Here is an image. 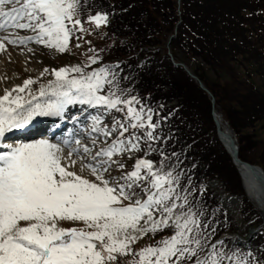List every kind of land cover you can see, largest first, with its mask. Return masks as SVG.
I'll return each mask as SVG.
<instances>
[{
    "label": "snow or ice",
    "instance_id": "snow-or-ice-1",
    "mask_svg": "<svg viewBox=\"0 0 264 264\" xmlns=\"http://www.w3.org/2000/svg\"><path fill=\"white\" fill-rule=\"evenodd\" d=\"M86 5L88 0H0V51L6 50L5 41L67 51L73 32L85 31L78 17L87 14ZM87 19L97 27L108 23V15L99 11ZM17 30L32 35L20 36ZM89 60L90 66L98 57ZM116 68L119 64L91 72L80 66L54 69L55 82L39 90L38 97H46L43 103L38 97L10 99L12 92H25L35 83L32 79L0 97V147L6 149L0 151V264H117L129 255L128 264H264L239 246L229 247L223 240L210 243L199 197L182 185L183 173L166 164L168 157L153 147L162 139L153 110L130 85L121 84ZM74 105L102 108L110 126L104 124V115L91 116L92 130L105 137L115 134L92 157L94 163L84 165L94 181L68 170L76 163L72 153L70 163L62 165L59 144L3 143L10 130L37 116H62ZM83 151L90 149L84 146ZM140 151L145 155L131 171H123L125 164L113 159ZM153 152L159 153V161L147 158ZM113 165L121 170L117 177L111 176ZM61 222H82L85 227L64 228ZM165 230L171 235L133 252L131 245L138 239Z\"/></svg>",
    "mask_w": 264,
    "mask_h": 264
},
{
    "label": "rangeland",
    "instance_id": "rangeland-1",
    "mask_svg": "<svg viewBox=\"0 0 264 264\" xmlns=\"http://www.w3.org/2000/svg\"><path fill=\"white\" fill-rule=\"evenodd\" d=\"M96 1L88 0V5H86L88 8L87 14L82 12L78 17L81 20L85 31L73 32L69 41L68 49L65 52H59L56 49L48 48L37 43L31 45V43L35 42L27 43L28 45H31L29 47H22L23 45L8 44L5 41L6 50L0 51V97H3L6 91H11L18 86H23L26 80L32 79L35 83L30 85L25 92H12V97H10L11 99L16 96H20L23 97V101L25 102L32 101L33 97H38L39 90L41 88L48 89L49 84L55 82L56 77L53 73L54 69L58 70L65 67L71 68L73 66H80L84 68L86 72H91L94 69L105 66L103 63L104 61L100 57L99 47L103 50V54H105L106 52L104 53V49L107 44H109L107 46V49H109L112 45L117 44V40L111 39L103 42V39L107 36L105 28L111 23V18L109 16L108 23L101 25V27H97L95 23L89 22L87 19V15H95L98 12V2ZM222 1L224 5L230 8H232L234 6L233 4L237 1H240L241 4L245 2L247 6L244 14V25L239 37V50L242 54L238 55L236 62H232V66H235L237 70H239L241 78L244 80V83L249 91L247 90L246 92H243L244 87L242 86V92L240 95L243 97L242 100L244 103L242 110H240L241 113L238 115L235 113L234 115L232 114L234 122L237 126H239V130L234 129L232 122L229 121L225 115H223L220 108H217V111L222 117L223 125H225L226 128L230 130L234 138L237 139V145L239 147H241V140H244L243 144L245 145L243 147L245 148L246 156L252 157L254 155H258L264 160V32L261 31V23L259 22V18L264 20V14L262 17H259V12H256L253 16V11L260 7L262 8L260 10L264 13V0ZM103 4L104 3L99 5V7H103ZM17 33L18 35L32 34L30 31L25 30H17ZM171 34H169L168 38ZM167 40L163 39L164 46L158 50L160 51L158 54L160 58L158 60L164 59V55H166L169 60L167 55L168 50L166 48ZM29 49H31V51H29ZM93 56L98 57V62L89 66V58ZM178 56L180 60L179 62L185 63V61H188L193 70H199V66L202 65L201 61L198 59H193L191 62L189 60H185L184 53L180 49L178 50ZM169 62L171 63L170 60ZM204 66L209 70L210 67L207 65ZM217 72L221 73V71ZM215 73L216 70L210 69L208 76L211 77L213 83L218 84L217 92L223 96L225 94L224 90L226 89L227 84L231 85L232 80L229 75L224 74V77L220 78L219 75H215ZM70 75L77 76L78 74L72 73ZM163 80H168L170 82H164L165 86L159 88L157 84H159L160 81L163 82ZM178 80V74L168 67V63H164L163 66H160L159 68H153L152 72L148 74L146 81H149L150 84L145 86L146 84L143 85L144 83L142 81L141 86L152 90L155 98L158 99L156 102L164 103V107L177 108L179 105V99H177V95L175 93L170 94L169 88L173 85V89L177 90V88H179ZM253 87L257 89V92L253 93V96H248V93ZM29 93H31V95H29ZM149 94L152 93L150 92ZM165 95L168 98L167 103L161 101ZM154 96H150L151 99L149 98V95H140L139 97L141 98L142 104L150 107L153 104L152 101L154 100ZM38 99L39 102L43 103L46 97H38ZM35 102L36 101H33V103ZM24 106L25 108L28 107L26 103ZM151 109L153 110L154 121V118L157 116L154 113L155 108ZM184 109L185 112H188L187 104H185L182 110ZM97 115H104V124L110 126V117L104 114V110L102 108L97 109ZM113 115L120 114L113 113ZM169 119L172 120V117ZM225 121L228 122V124ZM200 123L202 124V122ZM203 124L205 127L211 129L207 121ZM179 125L181 127V124ZM79 129H81L82 133L85 135L84 138H78L80 141L79 144L73 142L70 145H61L57 138H49L42 132L36 133L35 136L30 139H25L23 141L19 140L18 142L19 144H24L48 140L51 143L59 144L66 156V158L61 161L62 165L70 163L67 157L69 153H72L71 160H75L76 163L68 170L75 171L78 175L94 181L95 177L91 174L87 167H84V165L94 163L92 157L101 147L104 146L106 141L111 143V141L115 138V134H113L112 137H105L101 133L93 131L91 118L80 122ZM180 133H184L182 129H180ZM212 135L213 134L206 138V142H208L207 144L206 142H201L198 145V148H202V150L204 149L206 154L204 158L206 159L203 161L201 160V165L198 166L196 171L210 177L208 182L210 189L212 190L211 192L217 200V206H222L221 208L225 213L224 215L217 214L215 210H211L212 208H204L205 219L208 220L206 217L212 214L219 218L221 223H226L228 225L231 224L232 230H230V227L226 228V233L229 230L233 232L226 237V240L224 239L225 244L229 247L239 246V248L243 251L248 249L247 251H251L257 258L264 259V219L262 215L259 214L258 210L257 212L255 211V206L250 204L246 199L244 200L243 188L240 183L238 172L232 164V160L225 151L223 145L220 143L218 145L212 142V139L210 138ZM93 140L96 141L95 144H93ZM84 146H87L90 149L88 153L83 151ZM141 147H144L143 143L141 144ZM144 155L145 152L140 151L136 153H126L122 156L113 157V159L125 164V169H123V171H131L135 160ZM155 156L156 155L153 156V153H151L147 158L156 161ZM260 167L264 169V165H261ZM110 172L113 177H117L121 174V170L115 165L112 166ZM104 175L106 178L108 177V173H105ZM124 203L127 204L129 202L125 201ZM140 223L141 226H143L145 222L142 220ZM212 223L219 225L220 222L213 221ZM60 226L64 228L85 227L82 222H61ZM258 227H261L260 233L257 234L251 242H248L251 232ZM169 235H171L169 230L157 233L156 235L149 233L143 238L138 239L131 245V248L133 252L139 251L145 246L155 244L162 237ZM223 236L224 235H222V237ZM222 237L220 240L223 239ZM227 240L231 242L233 246H231V244L229 245ZM245 241L248 243H244ZM131 260V255L125 256L119 258L117 264H128Z\"/></svg>",
    "mask_w": 264,
    "mask_h": 264
},
{
    "label": "trees",
    "instance_id": "trees-1",
    "mask_svg": "<svg viewBox=\"0 0 264 264\" xmlns=\"http://www.w3.org/2000/svg\"><path fill=\"white\" fill-rule=\"evenodd\" d=\"M96 2H98L97 11L110 15L112 18L110 26L105 30L107 36L103 42L111 39L117 40V44L109 49H107L109 45L107 44L104 49L105 54L99 47L100 57L105 65L115 67L119 64V68L115 70L119 73L122 85H130L134 95H149L151 99L150 96H154L153 91L142 87L141 84L142 81L143 85L146 84L145 86L150 84L146 78L153 68H159L164 63H168V67L178 74L179 88L174 90L173 85L169 88L170 94L175 93L179 99L178 107L166 108L164 103L156 102L158 99L155 96L150 106V108H155L157 117L153 122L160 124L157 131L162 138L154 142L153 147L168 157L166 164L175 165L176 171L183 173L182 185L194 190L193 194L199 197L200 205L204 208H212L211 210H215L217 214L224 215L222 206H217V200L211 192L208 182L210 177L196 171L201 165V160L206 159L204 149L198 148L199 143L206 142V138L211 134H213L210 137L212 142L218 145L220 143L211 118L210 102L196 82L189 78L181 68L172 65L166 55L164 59L158 60L160 58L158 50L164 46L163 39H168L181 18L179 35L171 46L175 59L180 61L178 58L180 49L184 53L185 60L191 62L193 59H198L201 61L202 65L199 66V70H193L188 61H185V64L213 93L217 108H220L223 115L232 122L234 129L239 130L233 115L234 113L238 115L242 110L244 103L240 95L242 86L244 87L243 92H246L248 88L239 70L232 66V62H236L238 55L242 54L239 50V37L244 25L246 3L241 4L237 1L230 8L224 5L222 0H181V17H179L177 0H97ZM102 3H104L103 7L100 8L99 5ZM260 9L262 8L254 10L253 16L259 12L258 16L262 17L264 13ZM259 22L261 31L264 32V23H262L264 20L259 18ZM204 65L210 67L209 70H216L215 75H219L220 78H223L224 74L230 76L232 82L231 85L227 84L226 89L224 88V97L217 92L218 84L213 83L211 77L208 76L209 70ZM125 76L130 79L124 80ZM164 82L169 83L170 81H160L157 84L158 87L165 86ZM150 92L152 94H149ZM255 92L257 89L253 87L248 96H253ZM161 101L167 103V96L165 95ZM185 104L188 106V112H185L187 107L182 110ZM171 117L172 120L169 119ZM206 121L212 130L205 127L203 123ZM180 129L183 130V134L180 133ZM243 143L244 140H241L240 158L253 164L264 165V160L258 155L246 156ZM154 155H156V161L161 159L158 152H153ZM206 218L208 219L206 231L209 234L210 243H215L221 238L226 233V228L230 227L232 230L231 224L221 223L215 215L211 214ZM213 221L220 223L216 225L212 223ZM212 229H215V234H211Z\"/></svg>",
    "mask_w": 264,
    "mask_h": 264
},
{
    "label": "bare ground",
    "instance_id": "bare-ground-1",
    "mask_svg": "<svg viewBox=\"0 0 264 264\" xmlns=\"http://www.w3.org/2000/svg\"><path fill=\"white\" fill-rule=\"evenodd\" d=\"M28 35H32V34H28ZM28 35H20V36H28ZM33 44H36V43H31V45ZM31 45L26 44V45H23L22 47H29ZM97 109L98 108H88L86 106H81V105L68 106L66 112L63 115L65 116L73 115L75 116L76 122H82L84 120H88L89 118H91V116H96ZM37 118H40V117H37ZM61 126L63 127V124H61ZM62 127H60V129ZM39 129H42V127ZM21 136L25 139L31 138L32 133H24ZM79 137L84 138L85 137L84 133L80 132ZM73 139H76L75 134H73ZM224 142L225 144L231 147H233L236 144L234 141V138L228 133H226L224 136ZM61 155L62 157L66 158L63 151ZM239 170L243 176L245 187H246V190H247V193H248V196L251 202L253 203V205L256 207V209L259 211V213L262 215L264 219V182L259 178L258 173H257L261 171L264 172V170L257 169V172H256L244 166H240Z\"/></svg>",
    "mask_w": 264,
    "mask_h": 264
},
{
    "label": "water",
    "instance_id": "water-1",
    "mask_svg": "<svg viewBox=\"0 0 264 264\" xmlns=\"http://www.w3.org/2000/svg\"><path fill=\"white\" fill-rule=\"evenodd\" d=\"M178 30H179V25L176 27V30H175V34L170 38V41H169V45L171 44V42L173 41V39L177 36V34H178ZM175 64V66H177V67H182L188 74H189V76L192 78V79H194L195 81H197V83L199 84V87L203 90V91H205L209 96H211V97H213L212 96V94L208 91V89L204 86V84L195 76V75H193L188 69H187V67L185 66V65H183V64H180V63H174ZM214 107V106H213ZM215 110V108H213V111ZM218 133H219V135H220V137L224 140V136H225V134L220 130V127L218 126ZM226 146H227V148H228V150H229V152H230V154L232 155V157H233V161H234V163L237 165V166H244V167H246V168H248V169H251V170H253V171H256L257 172V169L258 170H261V168H259L258 166H255V165H252V164H250V163H248V162H244V161H242L240 158H239V151H238V147H237V145H234L233 147H231V146H229V145H227L226 144ZM258 173V176H259V178L264 182V172L263 171H261V172H257Z\"/></svg>",
    "mask_w": 264,
    "mask_h": 264
}]
</instances>
